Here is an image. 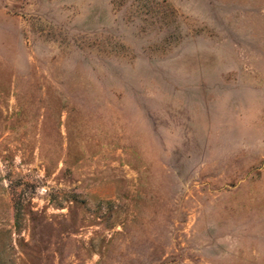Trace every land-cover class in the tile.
<instances>
[{
  "label": "rangeland",
  "instance_id": "374dc122",
  "mask_svg": "<svg viewBox=\"0 0 264 264\" xmlns=\"http://www.w3.org/2000/svg\"><path fill=\"white\" fill-rule=\"evenodd\" d=\"M0 264H264V0H0Z\"/></svg>",
  "mask_w": 264,
  "mask_h": 264
}]
</instances>
